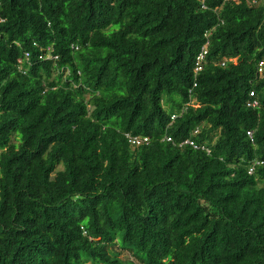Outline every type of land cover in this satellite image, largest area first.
I'll use <instances>...</instances> for the list:
<instances>
[{
  "label": "trees",
  "instance_id": "trees-1",
  "mask_svg": "<svg viewBox=\"0 0 264 264\" xmlns=\"http://www.w3.org/2000/svg\"><path fill=\"white\" fill-rule=\"evenodd\" d=\"M0 264H264V0H0Z\"/></svg>",
  "mask_w": 264,
  "mask_h": 264
},
{
  "label": "built area",
  "instance_id": "built-area-1",
  "mask_svg": "<svg viewBox=\"0 0 264 264\" xmlns=\"http://www.w3.org/2000/svg\"><path fill=\"white\" fill-rule=\"evenodd\" d=\"M208 45H209V43H207L204 46V48L202 49L201 54L197 58L195 73H199V72H201L203 70L202 64H203L204 58H205V56L207 54V51H208ZM26 57L29 58V54H26ZM261 72H262V65H260V67H259V73H261ZM251 96H253V94H251ZM257 105H258V103L256 101H253L248 106L252 107V108H255V107H257ZM175 119H176V116H173V120H175ZM247 135L250 138H252V133L251 132H248ZM167 139H168V141H171L170 138H167ZM129 140L135 146H140L141 144L146 143V139H141V138H138V137H129ZM188 145L191 146L195 150H200L201 149V150H206L208 154L210 153V150L205 149L203 146H199V145L195 144L194 142H192L190 140L185 141L182 144V146H188Z\"/></svg>",
  "mask_w": 264,
  "mask_h": 264
},
{
  "label": "rangeland",
  "instance_id": "rangeland-1",
  "mask_svg": "<svg viewBox=\"0 0 264 264\" xmlns=\"http://www.w3.org/2000/svg\"><path fill=\"white\" fill-rule=\"evenodd\" d=\"M122 258L123 259H127V255H122Z\"/></svg>",
  "mask_w": 264,
  "mask_h": 264
}]
</instances>
